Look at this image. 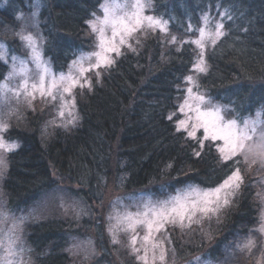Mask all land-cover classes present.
Returning <instances> with one entry per match:
<instances>
[{
  "label": "trees",
  "instance_id": "16d2710c",
  "mask_svg": "<svg viewBox=\"0 0 264 264\" xmlns=\"http://www.w3.org/2000/svg\"><path fill=\"white\" fill-rule=\"evenodd\" d=\"M104 1L40 0L33 26L35 0H0V41L8 52L25 56L27 48L17 34L23 29V34L43 36L44 58L55 72L65 71L80 53L95 49L96 36L87 22L101 15ZM151 4L145 13L171 17V35L139 31L128 38L135 51L122 46L121 55L112 53L114 65L86 73L91 88L74 89L73 118L59 119L56 104L41 97L31 106L25 99L10 105L13 114L5 118L8 129L2 136L17 141L18 147L5 152L7 168L0 177V199L6 208L18 213L66 185L86 212L80 218L52 214L28 222L25 238L34 264H82L68 246L91 224L96 225L93 243L99 264H140L124 239L113 244L101 223L90 218L106 188L159 197L190 184L212 188L230 174L234 165H221L216 143L205 141L201 148L186 131L177 132L181 118L177 108L187 86L184 77L196 75L191 71L195 45L179 42L198 37L186 34L189 23L198 28L201 16L209 13L213 22L224 20L228 33L215 46L206 45L209 70L199 76L200 92L214 104L235 109L224 113L226 120L254 117L264 109V0H151ZM225 9L231 10L232 20L219 15ZM20 14L24 19H17ZM172 36L179 40L167 43ZM7 71L8 64L0 59V81ZM74 118V124L68 123ZM240 166L244 185L232 206L220 213L219 223L213 217L202 227L168 228L172 243L165 244L167 262L200 256L218 264H264V235L255 231L264 207V168L249 169L242 158ZM250 236L257 247L251 253L239 251L237 245Z\"/></svg>",
  "mask_w": 264,
  "mask_h": 264
},
{
  "label": "snow or ice",
  "instance_id": "6c2138e0",
  "mask_svg": "<svg viewBox=\"0 0 264 264\" xmlns=\"http://www.w3.org/2000/svg\"><path fill=\"white\" fill-rule=\"evenodd\" d=\"M35 7L36 11L32 13L33 26H36L35 17L39 14L40 0H35ZM101 7L104 12L103 17H95L87 22L91 32L96 36L95 50L89 54L82 53L73 60L68 74H54L50 60L43 59L42 45L45 42L43 36L40 37L41 45H38L31 33L24 35L22 29L17 34L21 41L26 42V47L30 48L31 52L28 60L19 62V68L16 66L18 58L13 57L12 71L8 73L4 81L0 82V133L8 129V125L3 121L13 114L10 108L13 99L19 103L20 97L24 96L28 105L31 106L38 93L42 99L50 97L52 101H56L59 98L62 106L67 104L74 106L73 90L77 87L82 89L85 86L91 88V81L86 73L114 65L115 60L111 54L121 55L122 46L135 51L132 44L128 42V38H132L139 31L171 35L169 32L171 17L165 20L145 14V10L152 7L151 0H124V2L113 0ZM219 15L229 21L233 19L230 9L219 12ZM17 19H24V17L20 14ZM212 24L213 19L210 14L204 13L198 28L189 23L185 30L186 34H195L198 38L179 40V37L172 36L171 41H166L175 44L179 40L181 45H195L191 71L196 75L184 77V81L189 86L184 89L186 95L183 103L178 105L177 111L186 119L177 121V132L186 131L187 137L196 139L201 148L204 147L205 141L216 143L221 165L231 163L234 167L230 169V174L226 175L214 188L190 185L185 189H178L175 195H169L166 199L149 198L143 203H137L135 204L136 212H127L119 218L118 223L126 225L120 230L131 233L129 241L131 251L140 264H150L149 252H151V264H167L168 249L165 244L172 243L166 234L169 227H180L182 230L191 229L193 226L202 227L205 221L210 223L213 217H216L217 223L220 222V213L232 206L244 185L240 166L241 158L249 169L254 165L264 168V109H258L254 117L241 119L237 115L231 120H225L224 113L233 112L235 109L214 104L213 98L199 90V76L206 74L209 70L205 59L206 44L215 46L219 40L228 35L223 19L214 23V29L210 27ZM109 32L110 35H108ZM2 47L3 45H0V48ZM196 49L199 51L196 52ZM180 50L177 49V51ZM93 57L96 61L94 64L90 62ZM3 58V54L0 53V59ZM83 61H89V67H84ZM28 63L35 65L34 74L27 67ZM96 75L99 77L98 71ZM17 78H21V82L15 88L10 87L11 81ZM29 81H31L30 84ZM66 95L72 96V100H66ZM6 108L9 109L7 112H5ZM60 115L63 116L64 112L61 111ZM173 118L169 117L170 120ZM74 122L75 118L68 121L70 124ZM198 131L203 132L202 137H198ZM17 147L15 142L3 143L0 137V149L11 152ZM195 155L200 156L201 153L196 152ZM6 168L4 156L0 154V176H3ZM129 199L134 198L129 197ZM28 218L24 215L16 216L6 208L3 199H0V253H2L0 264H24L22 255L25 249L19 233L22 232L23 224ZM108 219L112 220L113 217L110 215ZM140 230L143 231V235L140 234ZM255 231L264 235V212L261 213V224ZM161 233L165 234L163 240L158 239ZM109 234L112 235L113 244L120 242L112 228H109ZM256 247L257 241L251 236L245 243L237 245L239 251L248 253ZM262 255H264V249H262Z\"/></svg>",
  "mask_w": 264,
  "mask_h": 264
},
{
  "label": "rangeland",
  "instance_id": "374dc122",
  "mask_svg": "<svg viewBox=\"0 0 264 264\" xmlns=\"http://www.w3.org/2000/svg\"><path fill=\"white\" fill-rule=\"evenodd\" d=\"M110 2H113V0H105L101 4V6L105 3H110ZM119 2H124V0H119ZM101 10H102L101 15L100 16L96 15L95 17H101V18L103 17L104 12H103L102 7H101ZM146 15H150V14H146ZM214 23L215 22H213V24L210 25V27H213V29H214ZM28 34L29 33H24V35H28ZM31 35L36 39L37 44L41 45L40 39L33 34H31ZM108 35H110V32L108 33ZM24 44L26 46V42H24ZM0 45H3V47L0 48V53H2L3 57H4L2 60L8 64V71L6 73V76L8 75V73L10 71H12V65L14 63L13 57L18 58L16 61L17 68L20 67L19 62L21 60H28L29 59L31 49L28 47H26L27 48V54L24 56V55H19V54L8 52L5 43L2 41H0ZM91 52L92 51L83 52V53L89 54ZM81 54L82 53H80L78 56H80ZM42 56H43V53H42ZM78 56H76L74 58V60ZM43 59L46 60L44 58V56H43ZM90 62L94 64L96 62L95 58L93 57ZM70 64H69V66H70ZM69 66L65 71L55 72L52 68L51 69H52V72L56 75H59L60 73L68 74L70 71ZM83 66L89 67V61H83ZM27 67L29 69H31L33 71V74H34L35 65L32 63H28ZM190 75H194V74H190ZM4 80H5V78L2 81H4ZM2 81H0V82H2ZM20 82H21V78L14 79L13 81H11L10 87L15 88V87H17V85ZM30 83H31V81H29V84ZM81 83H83L82 79H81ZM188 86L189 85L187 84L186 88ZM73 93H74V90H73ZM185 95H186V93H185ZM38 97H40V95L37 93L36 98H38ZM20 99H25V97L21 96ZM45 99H47L51 104H56V113H57L56 115L58 116L59 119L66 121V120H69L75 116V113H76L75 104H74V106L71 104H67V105L62 106L59 98H57L56 101H52L50 97L45 98ZM65 99L71 101L72 96L66 95ZM13 101H15V100L13 99ZM61 111L64 112L63 116L60 115ZM182 119H186V117L183 114H181V118L179 120H182ZM3 123H4V121H3ZM176 126H177V123H176ZM189 130H191V129L189 128ZM0 137H2L3 143L15 142L18 145L17 141H10L9 142V141L5 140L2 136V133H0ZM5 152H7V151H5L4 149H0V154H2L4 156V160L6 162ZM190 185H194V184H190ZM190 185H185V186L179 187L175 191H173L172 193H170L166 196H159V197H155V196L150 195L148 193H145L143 191H139V192L138 191L137 192L122 191L121 189H117L114 186L109 185L103 194L102 200L97 204H93V207L91 209L90 218L94 219L95 222L101 223V227L103 228V231H104L106 237L109 238L110 242H112V235L109 234V228H112L113 232L116 235V238L119 241L124 239L127 246L131 249L130 244H129L131 233L130 232H124V231L120 230V229L126 227V225L118 223L119 218L121 216H123L124 214H126L127 212H136L137 208L135 207V204H137V203H143V201H145L149 198H151L152 200L166 199L169 195H175L178 189H185L186 187H188ZM200 188H204V187H200ZM212 188H214V187H212ZM129 197H133L134 199H129ZM117 201H119V203H117ZM262 212H264V207H263V209L260 210V213H259L260 219H261V213ZM84 213H86V212L84 210L82 203L76 197V195L72 191L71 187L66 186V185L58 186V188L55 189L53 192L49 191L46 194H44L39 200H37L31 206L19 211L18 213H14L16 216L24 215V216L29 217L28 220L25 221L23 224L22 232L19 233V235L21 237L22 244H23V248L25 249V251L22 255V259L24 261V264H34V261H33L34 252L32 251L33 249L26 242V238H25V227H26L28 222H31V223L36 222L41 217H45V216L52 215V214H57V215L60 214V216L69 215L71 217L73 216L76 218H80L82 216V214L86 215ZM110 215L113 217L112 220L108 219V217ZM185 223H187V221H185ZM260 224H261V221L258 224L257 229L259 228ZM95 227H96L95 224H91L90 230H87V229L84 230L83 236L81 238L76 239L75 241H72V243H70V245L68 246V250L70 249V251L75 256L79 257L77 259H80L79 261L82 264H99L97 262V258L100 254L95 251V247H94V243H93V241L95 239V237H94ZM140 234L143 235L142 230H140ZM98 236L99 235L97 234V237ZM164 236H165V234L161 233L158 235V239L163 240ZM138 246H140V242H138ZM28 249H31V251H28ZM0 254H2V253H0ZM141 255H143V253H141ZM17 259H20V257H17ZM149 262L151 264V252H149ZM167 264H172V263L167 262ZM176 264H218V263H216L215 261L213 262L211 260L203 259L200 256H194L193 258L186 259V260H184L180 263H176Z\"/></svg>",
  "mask_w": 264,
  "mask_h": 264
}]
</instances>
